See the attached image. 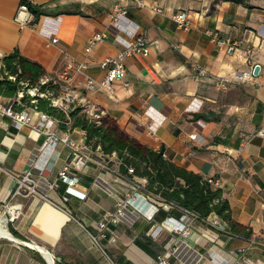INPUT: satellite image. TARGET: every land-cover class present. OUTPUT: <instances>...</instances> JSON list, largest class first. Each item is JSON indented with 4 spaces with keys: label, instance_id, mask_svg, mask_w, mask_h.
Masks as SVG:
<instances>
[{
    "label": "crops",
    "instance_id": "obj_1",
    "mask_svg": "<svg viewBox=\"0 0 264 264\" xmlns=\"http://www.w3.org/2000/svg\"><path fill=\"white\" fill-rule=\"evenodd\" d=\"M21 1L0 0V53L17 50L40 63L47 74L73 83L82 105L162 149L166 159L216 180L212 186L221 189L242 229L232 232L215 213L199 217L177 206L164 208L158 195L144 191L146 179L121 171L115 153L85 145L78 128L68 133L87 155L72 169L74 188L84 196L71 193L58 178L70 150L47 144L48 132L61 131L58 123L39 127L36 110L27 107L31 120L21 125L0 115V209L20 204L18 217L4 225L42 251L0 235V264H46L44 252L56 264H264V0H27L41 11L34 26L14 20ZM115 4L127 9L119 27L109 16ZM179 10L190 16L188 30L171 18ZM207 29L236 47L217 45ZM132 30L144 36L149 53L127 56L129 85L114 82L108 90L101 85L100 61L133 40ZM103 32L106 37L86 51L88 40ZM67 56L85 67L67 68ZM195 66L205 74L195 77ZM243 70L252 77L242 81ZM1 100L12 105L11 98ZM27 171L36 190L17 192ZM126 201L116 222L106 220ZM182 215L186 234L169 219Z\"/></svg>",
    "mask_w": 264,
    "mask_h": 264
},
{
    "label": "trees",
    "instance_id": "obj_2",
    "mask_svg": "<svg viewBox=\"0 0 264 264\" xmlns=\"http://www.w3.org/2000/svg\"><path fill=\"white\" fill-rule=\"evenodd\" d=\"M28 4L35 18L38 17L41 11ZM0 74V96L11 98L14 110L31 107L55 118L61 131L83 130L85 145L99 147L106 155L115 153L121 171H127V167L131 166V175L146 179L144 191L147 193L158 195L163 201L172 202L199 217L215 213L232 232L241 233L242 227L232 217L230 204L221 189L214 188L202 175L166 159L162 149H153L132 137L110 116L100 113L97 117L88 116L83 106L64 110L52 105L51 99L45 96L24 94L16 101L18 92L23 88L22 82L27 88L35 87L44 93L52 90V96L57 94L56 84H40L47 75L40 63L13 50L0 58Z\"/></svg>",
    "mask_w": 264,
    "mask_h": 264
},
{
    "label": "built area",
    "instance_id": "obj_3",
    "mask_svg": "<svg viewBox=\"0 0 264 264\" xmlns=\"http://www.w3.org/2000/svg\"><path fill=\"white\" fill-rule=\"evenodd\" d=\"M158 12H163V9L157 8L156 9ZM127 13V9L120 5V4H115L112 7V10L109 13V16L112 20V22L115 24V26L119 27V23L121 20L125 17ZM171 18L175 21L177 28L182 29V30H188L191 27V19L186 11H176L173 12L171 15ZM14 20L19 23L20 25H32L34 26L36 23V18L34 13L30 10L29 4L27 0H22L16 10V14L14 16ZM130 35L133 37V40L127 41L124 44V47L122 50H120L118 53H116L113 56H109L104 58L103 60L100 61V67L105 70V77L103 81L101 82V85L108 89L111 90L112 85L114 82H122L124 86L129 85L127 81H125V64H124V59L131 55V54H136V55H141L142 57H146L149 53V47L146 43V39L144 36L136 34L135 30H132L129 32ZM206 33L211 36L212 40L215 41L217 45H227L228 50H233L236 47L235 42L228 43L225 40H221L217 36V32L212 29H207ZM106 32H103L99 35H94L88 40V44L86 47V51H89L97 42L102 40L103 38L106 37ZM52 41H56V38H53ZM251 51L250 46H246L244 49V53L246 55H249ZM3 56V54L0 53V58ZM67 68H73L75 67L76 71H80L85 67V64L83 62H78L74 57H69L67 56ZM196 70V75L195 77H200L205 74V69L200 67V66H195ZM252 77V72L251 70H243L239 73V78L242 81L248 80ZM220 85L224 86L223 83L220 82ZM88 86L92 87L93 82L88 81ZM35 114L38 117V122L37 125L39 127H44L45 129H48V122H57L58 121L49 116L47 113L42 112V111H35ZM0 115H6L11 118L14 124L16 125H21L23 123L29 122L31 120V115L29 112H27L25 109L21 111H16L14 110L10 105H5L0 96ZM90 115L92 116H98L97 113L90 112ZM264 131V128H262L259 133H262ZM190 138H195V134H190ZM57 143H62L66 145L69 150H70V156L68 161L61 167V169L58 172V178L62 179L68 187V190L71 193H75L77 195L81 194L80 196H84L83 193H80L77 191L74 186L78 182L77 175L74 173L72 169H77L81 167L85 160L87 159L86 153L83 151V146L80 141L77 139L72 138L67 131H50L47 133V144L48 145H54ZM163 156L165 157V153L163 152ZM127 171L129 173H133V168L131 166L127 167ZM30 172L27 171L23 178L19 181L18 189L17 192H20L22 188H27L31 191H35L34 184H28L27 181L30 180L29 178ZM207 181L213 185L216 186L218 183L216 180L213 178H206ZM79 193V194H78ZM136 199V198H135ZM163 201V200H162ZM130 202V199H129ZM127 204V201L124 203H118L117 204V209L114 212H107L106 213V220H109L110 222H116L118 220L119 215L122 214L125 206ZM162 206L166 209H171L175 205L172 202H162ZM6 213V216L4 218L5 222L13 221L16 217H18L20 213V204H10V205H4L2 209H0V212ZM186 212H189L185 210ZM192 215L196 216V214L190 212ZM186 215H182L180 218L175 219L170 217V220H173L174 223V230L182 232L186 234L189 231V224L185 220ZM99 227L103 228L106 226V222L101 221L99 222ZM8 235L10 233L8 232ZM92 238L94 241L96 240V237L92 235ZM47 253L49 259L45 256L46 264H56V259L55 256L50 254L49 252H44ZM163 260H158V264H162Z\"/></svg>",
    "mask_w": 264,
    "mask_h": 264
},
{
    "label": "rangeland",
    "instance_id": "obj_4",
    "mask_svg": "<svg viewBox=\"0 0 264 264\" xmlns=\"http://www.w3.org/2000/svg\"><path fill=\"white\" fill-rule=\"evenodd\" d=\"M1 77V74H0ZM10 78H13L12 76ZM56 84L58 86V92L55 96H52V90L47 91L46 93L44 92H40L38 90V88L32 87V88H27L26 83L22 82V90H20L16 96V99L19 100V98L24 95H38V96H45V97H49L51 99V104L56 106V107H60L63 108L64 110H67L69 108L72 107H76V106H83L85 108L86 113L88 114V116H92L90 115V112L93 111V113L95 112V109L92 108V106L90 105H82L81 103H79L77 101L78 95H77V91L78 88H75L73 86V83L69 82L68 80L64 79L61 76H57L55 74H47L45 77H43L40 81V84ZM31 102H34V100H32Z\"/></svg>",
    "mask_w": 264,
    "mask_h": 264
},
{
    "label": "water",
    "instance_id": "obj_5",
    "mask_svg": "<svg viewBox=\"0 0 264 264\" xmlns=\"http://www.w3.org/2000/svg\"><path fill=\"white\" fill-rule=\"evenodd\" d=\"M258 71H259V66H258V65H255L254 68H253V71H252L253 74L256 75V74L258 73ZM5 235H6L7 237H9L11 240L15 241V242H19V243H21V244H24V245L30 247V248H34V249H37V250L42 251L41 249H39L37 246L33 245V244L30 243V242H26V241H24V240H20V239H18V238H16V237L12 236L11 234H10V235L5 234ZM53 264H55V263H53Z\"/></svg>",
    "mask_w": 264,
    "mask_h": 264
},
{
    "label": "bare ground",
    "instance_id": "obj_6",
    "mask_svg": "<svg viewBox=\"0 0 264 264\" xmlns=\"http://www.w3.org/2000/svg\"><path fill=\"white\" fill-rule=\"evenodd\" d=\"M4 223H5L4 218L0 217V235L8 234V231H7ZM45 256L49 259L47 253H45Z\"/></svg>",
    "mask_w": 264,
    "mask_h": 264
}]
</instances>
